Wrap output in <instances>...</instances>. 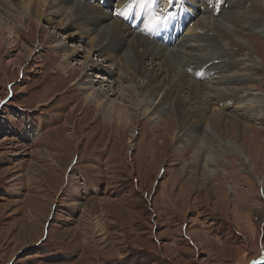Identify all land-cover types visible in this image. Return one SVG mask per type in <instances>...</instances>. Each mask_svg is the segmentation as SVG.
Returning a JSON list of instances; mask_svg holds the SVG:
<instances>
[{
  "label": "rangeland",
  "instance_id": "374dc122",
  "mask_svg": "<svg viewBox=\"0 0 264 264\" xmlns=\"http://www.w3.org/2000/svg\"><path fill=\"white\" fill-rule=\"evenodd\" d=\"M101 1L92 3L99 6ZM153 1L148 0L149 9ZM226 1L214 0L210 12L217 17L222 9L227 11ZM7 4L16 9L15 1ZM110 4L112 0L106 1V8ZM124 8L125 13L132 11ZM257 13L264 19V11ZM0 15L14 25L2 9ZM73 31L46 23L25 25L21 41L38 52L41 71H30L33 61L23 46L17 48L23 53L20 69L5 64L12 48L5 43L1 49L0 264H250L264 258V115L245 111L248 102L242 109L234 101L224 105L222 98L208 96L222 111L244 112L240 119L254 128L238 123L221 132L236 139L249 161L230 149L213 147L220 165L214 176L205 174L203 164L191 161V145L180 148L176 125L168 119L155 124L137 117L127 131H112L104 121L84 115L85 93L75 82L88 45L67 37ZM240 31L258 43L261 73L256 74L264 82V29L243 26ZM59 39L80 50L70 60L77 72L69 76L57 72L59 50L52 47ZM236 52L229 46L217 60H185L183 67L203 66L191 70L193 79L203 84L221 81V87H237L243 83L223 82L226 70L206 75L209 68L228 66ZM253 78L242 76V81L252 84ZM29 122L35 128L25 134Z\"/></svg>",
  "mask_w": 264,
  "mask_h": 264
},
{
  "label": "bare ground",
  "instance_id": "6f19581e",
  "mask_svg": "<svg viewBox=\"0 0 264 264\" xmlns=\"http://www.w3.org/2000/svg\"><path fill=\"white\" fill-rule=\"evenodd\" d=\"M9 1L16 2V9H12L7 4L8 0H0V9L5 12V17L14 22V25L10 22L6 23L0 15V53L5 43L13 52L6 59L5 64L16 65L19 69L23 66V53L17 51V48L21 46L25 48L20 32L24 30L26 24L28 28L39 27L46 23L54 24L55 28L65 31L72 29L74 31L67 37L84 40L88 45V50H82L84 61L79 69L80 77L75 82L82 94L85 93L84 99L87 105L84 115L94 121H104L112 131L118 127L127 131L137 117L147 118L155 124L168 119L171 122L169 125L172 124L173 127L176 125V140L180 148L189 143L193 148L191 161L203 164V172L211 176L216 174L220 165L218 157L215 156L218 153L214 152L215 148L230 149L245 162L249 161L238 143L236 144V139L229 140L221 135V132H226V129L235 127L238 123L245 125L246 129H253L254 127L240 119L245 113L237 115L236 110L222 111L223 107L219 109L215 104H211L207 97L222 98L224 105L234 101L236 108L242 109L248 102L249 106L245 111L252 109L253 115H264V97L260 92L263 90L264 82L256 74L257 71L260 72L261 65L258 56L259 47H256L258 43L247 39L246 34L240 31V27L243 26H248L252 31L264 29V19L257 13L264 11V0H227L226 4L228 3L230 8L225 12H222L224 10L222 9L217 17L210 12L214 0L211 2L210 0H157L158 2L154 0L153 2L158 5L157 9H161V12L156 14H162L165 20L170 19L173 28H184V33L187 30L185 37L184 33L179 35L172 33L166 41L169 43L155 41L148 35L149 18L155 14V8L152 7L155 4L152 2L149 9L148 0H112L113 4L110 5H113L112 8L115 10L106 8L105 2L108 0L101 1L102 4L99 6L92 3L94 0ZM218 1L216 0L221 4L225 0ZM125 6H130L132 11L128 10L125 13ZM186 6L191 8L189 12L185 11ZM118 10L125 18L118 14ZM130 12L133 13L134 18L139 17L137 25ZM112 13L117 14L112 15ZM253 15L258 17L251 24L250 19ZM27 20L31 21L27 23ZM123 20L129 26H133L137 32L130 29ZM199 30H202V33L194 35ZM183 37V41L178 44V40ZM212 42H216L217 45L211 44ZM175 44L178 45L173 48ZM229 46H233L239 54L236 52V56H233V61L228 66L221 64L222 66L216 69L209 68L206 75L226 70L224 83L242 82L243 85L221 87L219 85L221 81L216 80L215 83L206 85L193 79L195 75L193 76L191 72L193 70L195 73L196 70L201 69L202 62L201 67L198 68L193 63L187 66L190 70L183 67L187 62L185 60L194 62L209 58L208 61H214L222 54L225 55ZM52 48L59 50L57 57L60 62L57 72H64L68 76L71 72L76 73L77 70L70 60L75 59L80 50L66 47L63 39H59ZM204 48L206 49L202 52ZM25 49L33 61L30 71L37 72L38 69L41 71L44 65L39 60V55L36 56L38 52L34 54L33 49ZM99 58L103 63L98 61ZM3 61L5 62L4 59ZM242 76L243 78L253 76L256 81L247 84L242 81ZM94 77L97 79L95 80ZM160 77L162 80L158 82ZM227 94L232 96L229 97ZM242 95L244 98L241 99ZM211 107L212 113L209 114L208 108ZM168 108H173L172 112L167 113ZM34 128V122H29L25 134H32ZM201 150L206 152L201 154ZM209 159L213 161L210 162ZM210 165L214 167L211 168Z\"/></svg>",
  "mask_w": 264,
  "mask_h": 264
},
{
  "label": "snow or ice",
  "instance_id": "6c2138e0",
  "mask_svg": "<svg viewBox=\"0 0 264 264\" xmlns=\"http://www.w3.org/2000/svg\"><path fill=\"white\" fill-rule=\"evenodd\" d=\"M164 20H165V17H163L162 15L152 14L149 18L148 27L150 29L158 27L159 25H161L164 22Z\"/></svg>",
  "mask_w": 264,
  "mask_h": 264
},
{
  "label": "water",
  "instance_id": "95a60500",
  "mask_svg": "<svg viewBox=\"0 0 264 264\" xmlns=\"http://www.w3.org/2000/svg\"><path fill=\"white\" fill-rule=\"evenodd\" d=\"M264 261V259H260V258H258V259H256V260H253L252 262H250V264H259V263H261V262H263Z\"/></svg>",
  "mask_w": 264,
  "mask_h": 264
}]
</instances>
